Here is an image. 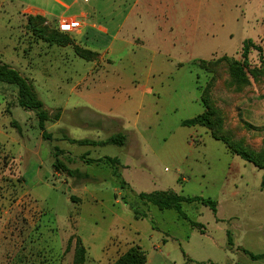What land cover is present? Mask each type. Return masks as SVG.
<instances>
[{
    "label": "rangeland",
    "instance_id": "1",
    "mask_svg": "<svg viewBox=\"0 0 264 264\" xmlns=\"http://www.w3.org/2000/svg\"><path fill=\"white\" fill-rule=\"evenodd\" d=\"M133 1L101 14L104 26ZM33 3L0 0V61L33 78L45 108L61 116L45 123L44 138L36 113L18 106L17 87L0 82V264H74L78 239L86 264H112L132 241L149 264H264L252 258L264 256L263 172L207 129L182 125L204 112V95L224 135L264 151V0H139L123 33L134 44L91 62L72 61L24 26ZM246 40L254 46L244 63ZM232 60L246 66L245 84L231 77ZM66 72L73 80H62ZM117 134L124 146L103 144ZM57 161L71 174L57 175ZM156 191L211 199L217 212L184 204V220L138 198Z\"/></svg>",
    "mask_w": 264,
    "mask_h": 264
},
{
    "label": "trees",
    "instance_id": "2",
    "mask_svg": "<svg viewBox=\"0 0 264 264\" xmlns=\"http://www.w3.org/2000/svg\"><path fill=\"white\" fill-rule=\"evenodd\" d=\"M28 25L34 30L36 34L39 35L38 39H45L47 43L60 46H67L71 43L70 38L67 34H63L61 32L56 33L55 31L53 34H51L50 29L45 26V20L41 17H29ZM45 40L43 41L45 42ZM251 46H254L253 41L246 40L244 42L242 48V58L244 63H247L248 61L249 54L251 52ZM75 53L81 59L89 62L93 61L92 59L97 57V53L86 49H79L77 47L75 48ZM230 74L234 81L238 84H245L248 81L249 73L247 72L246 66L238 61H230ZM0 82L17 87L18 106L24 110L35 112L39 120V126L43 131V137L50 138V135L46 132L45 123L52 119L58 120L61 116L59 113L60 111L56 114V116L52 117V115L50 114V110H47L45 108L44 103L38 97L32 81L24 76L18 69L2 61H0ZM201 102L204 107V112L192 119L183 121L182 125L189 128L200 127L207 129L210 132L211 136L215 140L223 142L227 149L233 155L238 156L242 160L253 164L258 170L262 171L263 177L261 188L264 189V151L256 152L246 147L242 143L233 142L228 136L222 133L224 127V119L221 112L204 95L202 96ZM125 141L126 137L124 134H117L103 144H111L122 147L124 146ZM70 142L79 144L81 146H99L102 144L90 140L76 141L70 139ZM56 152H59L58 148L56 149ZM103 161L112 168H115L117 165H119L118 159L105 157L99 162ZM54 170L59 173L62 172L69 175L71 174V172L68 169L64 168L62 163L58 161L54 165ZM138 198L140 201L156 206L160 210H175L176 212H178L179 217L184 220L188 219L182 211V207L184 204L199 203L204 206H208L214 213L217 212V202L211 199L189 198L178 195L173 191H156L148 194L142 193ZM146 216L147 215L140 216L139 214L135 213V219L137 220ZM191 225L194 228H197L201 233L205 232V227L203 225H199L195 222H191ZM72 242L73 239L70 238L68 241L67 250H69ZM86 258L87 249L82 244L81 240L78 239L76 242L74 253V264H86ZM252 258L259 259L264 258V256H252ZM147 259L148 258L146 251H144L139 246H133L125 254L120 256L119 259L113 264H147Z\"/></svg>",
    "mask_w": 264,
    "mask_h": 264
},
{
    "label": "crops",
    "instance_id": "3",
    "mask_svg": "<svg viewBox=\"0 0 264 264\" xmlns=\"http://www.w3.org/2000/svg\"><path fill=\"white\" fill-rule=\"evenodd\" d=\"M118 1L90 0L89 2H84L81 0H34L33 5L23 10V17L21 21L24 26H27L29 17H41L45 20V26L53 27L56 29H58V23L63 20L79 21L81 23V28L70 34L69 38L72 39V42L75 45L99 54L100 58L102 59L103 57H111L114 53H118L121 46L124 47L125 45L128 46L134 44L133 41L126 39L123 36V33L128 26V22L130 21L132 14H134V12L136 11L139 0L133 1V5L131 6L128 13L124 14L122 12V16L120 17L118 22L108 24V26H104V21L100 20L101 14L103 16L107 12L111 11V8L113 11L121 13L120 9H118V7H120V3H118ZM112 20H114V18ZM100 21L103 24H99ZM106 21L107 20H105V22ZM42 42L44 41L40 40V43H38L37 46L40 47ZM102 42H104L105 45H103L104 43ZM54 47L59 48V50L63 49L66 52H71L70 58L72 61L79 58L75 54L73 44H69L63 47L55 45ZM28 59L31 60V58ZM93 63L96 64V62ZM35 66L36 65H32V67L36 69ZM74 73L75 75L77 74L76 71ZM67 78L73 80L74 76H69L68 72H66L62 75V80ZM31 80L34 79L32 78ZM73 95L77 96L75 94ZM69 98L70 97H68L64 103L65 108ZM98 108H100V106H98ZM58 174L60 173L57 172V175ZM133 243L134 242L132 241L131 244L127 246V248L124 246L122 248V253L120 254V256L125 254L132 246L138 245ZM88 251H91L90 248H88ZM118 251L119 248L114 247L112 251H110L109 257L111 258L114 254L116 255ZM119 257L117 259H119ZM147 258V264H149L150 256L147 255ZM94 260L97 261L100 259L95 258Z\"/></svg>",
    "mask_w": 264,
    "mask_h": 264
},
{
    "label": "built area",
    "instance_id": "4",
    "mask_svg": "<svg viewBox=\"0 0 264 264\" xmlns=\"http://www.w3.org/2000/svg\"><path fill=\"white\" fill-rule=\"evenodd\" d=\"M84 2H89L90 0H81ZM58 30L59 32L63 33V34H72L75 31H77L78 29L81 28V23L79 21H67V20H63L61 22L58 23Z\"/></svg>",
    "mask_w": 264,
    "mask_h": 264
}]
</instances>
